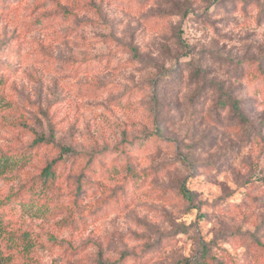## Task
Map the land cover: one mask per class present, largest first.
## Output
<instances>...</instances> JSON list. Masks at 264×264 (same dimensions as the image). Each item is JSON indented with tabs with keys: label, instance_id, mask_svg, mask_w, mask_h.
I'll use <instances>...</instances> for the list:
<instances>
[{
	"label": "rangeland",
	"instance_id": "obj_1",
	"mask_svg": "<svg viewBox=\"0 0 264 264\" xmlns=\"http://www.w3.org/2000/svg\"><path fill=\"white\" fill-rule=\"evenodd\" d=\"M0 158V264H264V0H0Z\"/></svg>",
	"mask_w": 264,
	"mask_h": 264
},
{
	"label": "trees",
	"instance_id": "obj_2",
	"mask_svg": "<svg viewBox=\"0 0 264 264\" xmlns=\"http://www.w3.org/2000/svg\"><path fill=\"white\" fill-rule=\"evenodd\" d=\"M22 160V159H21ZM11 162L13 163H16L17 161H12L10 159H1L0 158V164L3 166V165H6V164H10ZM53 162L49 163L42 171V174H41V179H42V184L46 187H50L54 181V171H53ZM183 194L186 195V191H183ZM5 224H3L2 222V219L0 217V237H2L3 235L6 234V231H5ZM4 238V237H3ZM26 237H24V240ZM5 239V238H4ZM6 242L9 244V247L12 249V250H18L20 248V243H17L13 237H8ZM28 242V241H26ZM25 247H22V251L24 254H27L30 252V249H31V244L30 243H25L24 244Z\"/></svg>",
	"mask_w": 264,
	"mask_h": 264
}]
</instances>
